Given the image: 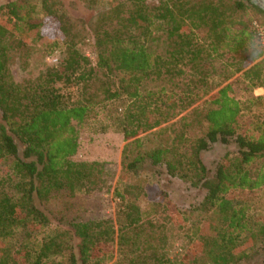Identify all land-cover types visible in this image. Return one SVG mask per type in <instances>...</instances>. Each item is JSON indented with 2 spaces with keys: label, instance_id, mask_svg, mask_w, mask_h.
<instances>
[{
  "label": "trees",
  "instance_id": "trees-1",
  "mask_svg": "<svg viewBox=\"0 0 264 264\" xmlns=\"http://www.w3.org/2000/svg\"><path fill=\"white\" fill-rule=\"evenodd\" d=\"M41 2L42 16L30 13L28 0L0 5V166L7 172L0 178V264H104L116 245L118 264H264V222L236 195L264 186V169L256 165L264 160V95L252 93L243 102L232 81L238 76L247 88H264V43L256 26L264 27V8L254 0H113L92 24L94 65L76 47L80 31L63 3ZM53 19L58 35L49 37L43 30ZM160 32L169 41L165 55L148 48ZM35 39L57 61L38 79L16 82L10 53ZM75 81L84 82L85 101L71 103L58 86ZM152 81L168 82L170 88L152 90ZM201 100L207 122L202 136L188 137L183 123L169 144L143 151V133ZM252 106L261 112L247 123L244 110ZM93 121L102 131L122 132L138 149L123 163L115 186L109 163L70 159L79 148L74 122ZM148 169L202 191L194 210L214 212L219 219L199 227L195 252L177 262L156 247H144L160 212H175L171 216L178 222H188L166 192L145 208L137 202L145 190L127 179L137 180ZM112 187L120 201L115 219H67L49 239L35 246L26 242L49 223L41 207L59 194ZM247 236L260 243L240 250ZM13 240L22 241L13 248Z\"/></svg>",
  "mask_w": 264,
  "mask_h": 264
},
{
  "label": "rangeland",
  "instance_id": "rangeland-1",
  "mask_svg": "<svg viewBox=\"0 0 264 264\" xmlns=\"http://www.w3.org/2000/svg\"><path fill=\"white\" fill-rule=\"evenodd\" d=\"M9 1L13 0H0V5ZM52 1L63 3L64 7L62 9L67 12L80 31L82 39L78 42L77 49L83 55L89 57L95 65L97 52L92 24L99 13L110 8L113 0H101L93 5L87 4L84 0ZM28 3L32 15L42 16L45 14L41 0H28ZM43 32L49 37L57 36V21L53 19L47 23ZM158 35L155 40L149 41L148 48L154 54L165 55L170 50L169 41L162 32ZM59 51L58 55L63 57L66 53V45ZM50 52L46 45H43L36 39L31 40L24 46H15L10 53L9 64L14 80L22 83L25 80L38 79L39 74L45 67L56 62L54 59H57L58 56H53ZM117 81L118 77H115L112 82L116 84ZM232 81L236 96L243 102H246L252 93L257 95L256 90L260 88L256 87L253 90L247 88V83L238 76L232 79ZM58 86L71 103L85 101L89 97V93L84 92L83 81H75L70 86L59 83ZM148 87L156 91L162 88L168 90L170 84L164 81H152L148 83ZM203 101L205 100L199 101L171 121L143 133L140 136L143 140V146L141 147L143 151L169 144L176 135V130L180 129L183 123H187L188 125L185 131L188 137L202 136L207 129V122L203 117ZM246 105L248 104L245 103ZM260 112L261 109L255 106H252L250 109L246 108L244 110V120L249 123ZM100 118H103V116H100ZM74 125L77 130L79 148L70 159L77 162L98 161L109 163L115 173L113 184L115 186L121 178L123 163L126 160L133 159L138 149L130 145V141L124 139L122 132L114 129L102 131L99 122L93 121L85 126L74 122ZM218 154L219 152L217 151L211 159L217 157ZM256 165L264 169V160H258ZM6 173L5 166H0V178H3ZM161 173L159 175L155 174L153 169L141 170L137 180L128 178L127 181L138 183L144 188L146 195L137 201L143 208L157 194L166 192L173 203L171 206L180 211L181 220L183 221V217L185 216L188 217L187 224L186 222L183 224L181 221L178 222V218L171 216L175 213H172V210H170L172 214L169 211H162L155 218V226L149 228L146 233L148 235L146 237L148 242L145 243V248L149 247V249H153V247H156L163 251L173 262H177L187 251H190V253L195 252L194 236L198 232L199 227L219 219L214 212L204 213L194 210V206L202 198V191L187 188L185 184L177 180L170 181V178L166 174H163V171ZM236 195L248 203L250 213L256 220L264 222V186L254 191L237 192ZM119 204L120 201L114 194V187L109 192L79 190L75 194L67 192L59 194L56 198L50 200L45 207H41L49 215V223L44 227L35 229L26 242L29 245L35 246L37 243L39 244L49 239L56 233L62 223L65 224L62 221H67V219L74 221H89L101 218L115 219ZM21 241L13 240L11 243L13 248L19 246ZM259 243L260 240L247 236L239 247L240 250L249 251ZM118 259L119 255L116 245L113 257L108 259L104 264H118Z\"/></svg>",
  "mask_w": 264,
  "mask_h": 264
},
{
  "label": "built area",
  "instance_id": "built-area-1",
  "mask_svg": "<svg viewBox=\"0 0 264 264\" xmlns=\"http://www.w3.org/2000/svg\"><path fill=\"white\" fill-rule=\"evenodd\" d=\"M256 26L258 27V34L260 37V40L262 41V43H264V27L260 26L256 23ZM54 61H57V59H54Z\"/></svg>",
  "mask_w": 264,
  "mask_h": 264
},
{
  "label": "crops",
  "instance_id": "crops-1",
  "mask_svg": "<svg viewBox=\"0 0 264 264\" xmlns=\"http://www.w3.org/2000/svg\"><path fill=\"white\" fill-rule=\"evenodd\" d=\"M256 94L257 95H263L264 94V89L263 88H258L257 90H256Z\"/></svg>",
  "mask_w": 264,
  "mask_h": 264
},
{
  "label": "water",
  "instance_id": "water-1",
  "mask_svg": "<svg viewBox=\"0 0 264 264\" xmlns=\"http://www.w3.org/2000/svg\"><path fill=\"white\" fill-rule=\"evenodd\" d=\"M254 2L259 4L262 8H264V0H254Z\"/></svg>",
  "mask_w": 264,
  "mask_h": 264
}]
</instances>
